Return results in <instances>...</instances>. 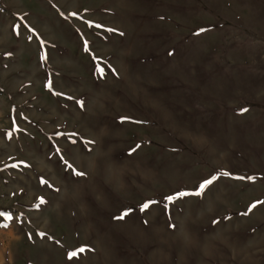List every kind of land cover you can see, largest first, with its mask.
Segmentation results:
<instances>
[{
    "label": "rangeland",
    "instance_id": "obj_1",
    "mask_svg": "<svg viewBox=\"0 0 264 264\" xmlns=\"http://www.w3.org/2000/svg\"><path fill=\"white\" fill-rule=\"evenodd\" d=\"M0 264H264V0H0Z\"/></svg>",
    "mask_w": 264,
    "mask_h": 264
},
{
    "label": "snow or ice",
    "instance_id": "obj_2",
    "mask_svg": "<svg viewBox=\"0 0 264 264\" xmlns=\"http://www.w3.org/2000/svg\"><path fill=\"white\" fill-rule=\"evenodd\" d=\"M208 183H211V181H206L205 182V184H208ZM202 187H203V185H202ZM146 207V206H145ZM73 255H75V254H73Z\"/></svg>",
    "mask_w": 264,
    "mask_h": 264
}]
</instances>
